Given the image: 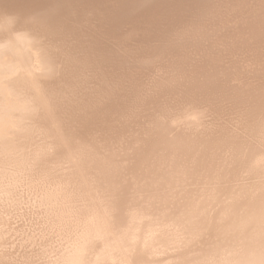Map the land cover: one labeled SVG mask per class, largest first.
I'll return each mask as SVG.
<instances>
[{
	"label": "clouds",
	"instance_id": "obj_1",
	"mask_svg": "<svg viewBox=\"0 0 264 264\" xmlns=\"http://www.w3.org/2000/svg\"><path fill=\"white\" fill-rule=\"evenodd\" d=\"M10 3L0 0V11L12 16L16 35L30 34L33 43L20 46L15 36L0 34V48H12L20 69L15 77H0V221L23 224L16 235L27 247L18 259L0 248V264H264V163L249 167L245 189L230 206L213 197L191 206L153 194L149 181L129 171L135 160L114 169L99 153L83 150L87 140L103 151L134 129L168 135L164 151L173 158L186 147L176 135L179 126L192 131L181 111L190 102L182 98V78L158 76L147 92L135 80L131 106L101 111L105 101L76 75L74 57L55 40L60 14L75 12L84 22L104 14L119 23L105 37L108 51L134 80L145 64L174 51L176 29L156 16L145 19L161 0H45L46 7L31 13H13ZM236 5L242 24L254 23L257 7L264 24V0ZM41 124L60 133L47 148L31 136Z\"/></svg>",
	"mask_w": 264,
	"mask_h": 264
},
{
	"label": "bare ground",
	"instance_id": "obj_2",
	"mask_svg": "<svg viewBox=\"0 0 264 264\" xmlns=\"http://www.w3.org/2000/svg\"><path fill=\"white\" fill-rule=\"evenodd\" d=\"M8 7L13 13H31L46 4L45 0H11ZM236 7V0H161L145 19L156 16L163 26L176 29L174 51L163 61L145 64L134 80L123 72L106 45L105 37L115 34L118 22L108 21L104 14L86 22L75 12L70 17L60 14L55 40L74 57L76 75L86 79L93 94L105 101L101 111L131 106L134 81H142L147 92L154 88L152 82L158 76L163 80L182 78L187 85L182 98L190 101L181 111L192 131L186 133L184 126H179V132L172 128L186 144L175 158L164 151L168 135L153 132L146 136L139 129H134L131 137L125 135L105 144L103 151L85 140V154L90 149L99 153L114 169L135 160L129 171L137 174L140 182L149 181L151 192L169 203L186 200L195 206L213 197L228 207L238 199L249 167L264 163L260 151L264 136V24L259 7L251 26L240 22ZM18 32L12 16L0 11V34L15 36L20 46L31 47L33 36L16 35ZM19 71L12 48H0V77H15ZM59 134L43 124L31 130L32 139L42 148ZM12 135L13 130L8 129V136ZM3 137L0 127V144L5 143ZM129 151L131 156L123 155ZM225 175L227 188L223 187ZM13 224H17L15 229ZM20 228L23 224L15 219L0 221V248L9 249L3 255L18 259L16 254H23L27 244L16 235Z\"/></svg>",
	"mask_w": 264,
	"mask_h": 264
}]
</instances>
